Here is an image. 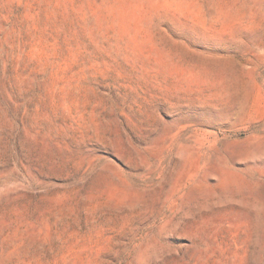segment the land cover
<instances>
[{"label": "rangeland", "instance_id": "1", "mask_svg": "<svg viewBox=\"0 0 264 264\" xmlns=\"http://www.w3.org/2000/svg\"><path fill=\"white\" fill-rule=\"evenodd\" d=\"M0 0V264H264V0Z\"/></svg>", "mask_w": 264, "mask_h": 264}, {"label": "snow or ice", "instance_id": "2", "mask_svg": "<svg viewBox=\"0 0 264 264\" xmlns=\"http://www.w3.org/2000/svg\"><path fill=\"white\" fill-rule=\"evenodd\" d=\"M207 11H208L209 17L215 15L214 10H213V4L211 3V0H208V2H207Z\"/></svg>", "mask_w": 264, "mask_h": 264}]
</instances>
